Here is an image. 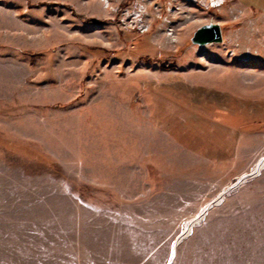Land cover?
<instances>
[{"label": "rangeland", "instance_id": "obj_1", "mask_svg": "<svg viewBox=\"0 0 264 264\" xmlns=\"http://www.w3.org/2000/svg\"><path fill=\"white\" fill-rule=\"evenodd\" d=\"M105 1L0 0V264H264V14Z\"/></svg>", "mask_w": 264, "mask_h": 264}, {"label": "water", "instance_id": "obj_2", "mask_svg": "<svg viewBox=\"0 0 264 264\" xmlns=\"http://www.w3.org/2000/svg\"><path fill=\"white\" fill-rule=\"evenodd\" d=\"M194 42L205 45L209 43L221 42V31L217 24L210 23L201 26L194 35ZM174 251V248H173Z\"/></svg>", "mask_w": 264, "mask_h": 264}, {"label": "bare ground", "instance_id": "obj_3", "mask_svg": "<svg viewBox=\"0 0 264 264\" xmlns=\"http://www.w3.org/2000/svg\"><path fill=\"white\" fill-rule=\"evenodd\" d=\"M105 2H107V0L105 1ZM139 15V13H137V12H133V13H131L130 14V19L132 18V17H135V16H138ZM136 20V19H135ZM133 23H135L134 21H132ZM136 24V23H135ZM166 36H167V38H169L170 37V34H166ZM215 43H217V42H215ZM219 43V42H218ZM209 44H212V43H209ZM262 168H264V154L263 155H261L258 159H257V161H256V164H255V166H254V169L252 170V174H254V173H256L257 171H259L260 169H262ZM210 180V179H209ZM193 188V187H192ZM229 189V188H228ZM224 193V192H223ZM204 206H205V204H204ZM201 210H202V208L201 209H199V211H198V213H200L201 212ZM199 217H200V215H197V216H195L194 218H192L191 220H189L188 222H187V224H185L186 225V230L185 231H183L184 232V234L189 230V228L196 222V220H198L199 219ZM184 230V229H183ZM183 234V235H184ZM175 246H176V244H175ZM175 246H173V247H175ZM174 254V251H173V248H172V250H171V254H170V256H171V258L174 256L173 255Z\"/></svg>", "mask_w": 264, "mask_h": 264}, {"label": "crops", "instance_id": "obj_4", "mask_svg": "<svg viewBox=\"0 0 264 264\" xmlns=\"http://www.w3.org/2000/svg\"><path fill=\"white\" fill-rule=\"evenodd\" d=\"M243 9L258 11L264 14V0H234Z\"/></svg>", "mask_w": 264, "mask_h": 264}, {"label": "built area", "instance_id": "obj_5", "mask_svg": "<svg viewBox=\"0 0 264 264\" xmlns=\"http://www.w3.org/2000/svg\"><path fill=\"white\" fill-rule=\"evenodd\" d=\"M221 4H223V0H209L210 7L220 6ZM142 29H143V32H147L149 27L143 26Z\"/></svg>", "mask_w": 264, "mask_h": 264}, {"label": "trees", "instance_id": "obj_6", "mask_svg": "<svg viewBox=\"0 0 264 264\" xmlns=\"http://www.w3.org/2000/svg\"><path fill=\"white\" fill-rule=\"evenodd\" d=\"M27 3L30 4L29 0H27ZM123 5H120V7L117 9V11L122 8ZM80 20L83 21V22H86V23H95L96 21H94L93 19L91 18H86V17H83V16H79Z\"/></svg>", "mask_w": 264, "mask_h": 264}]
</instances>
